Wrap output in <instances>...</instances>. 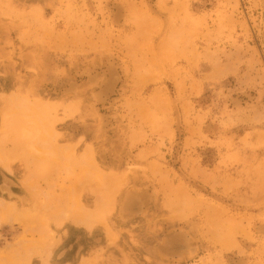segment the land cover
I'll return each instance as SVG.
<instances>
[{
  "label": "rangeland",
  "instance_id": "obj_1",
  "mask_svg": "<svg viewBox=\"0 0 264 264\" xmlns=\"http://www.w3.org/2000/svg\"><path fill=\"white\" fill-rule=\"evenodd\" d=\"M0 264H264V0H0Z\"/></svg>",
  "mask_w": 264,
  "mask_h": 264
},
{
  "label": "bare ground",
  "instance_id": "obj_2",
  "mask_svg": "<svg viewBox=\"0 0 264 264\" xmlns=\"http://www.w3.org/2000/svg\"><path fill=\"white\" fill-rule=\"evenodd\" d=\"M17 144V143H16ZM65 193H67V192H65ZM69 194L67 193V196H68ZM62 196H63V194H62ZM65 196V195H64ZM69 197H72V195H70ZM74 197V196H73ZM76 198V197H75ZM68 200V199H67ZM78 200V199H77ZM60 202V201H59ZM72 202V201H71ZM77 202V201H76ZM53 205V206H52ZM51 206L52 207H54L55 205L54 204H52ZM57 205V204H56ZM68 205V204H67ZM78 205H79V201H78ZM74 206H76V207H74L72 210H71V212L69 211V214H71L72 213V215H71V217L73 216L74 217V219L77 221V222H85V221H87V220H89L88 218H90L89 216L91 215V213H89V211L88 210H86V211H84V209H81V207H79V206H77V204L76 205H74ZM72 207V206H71ZM70 207V208H71ZM55 208V207H54ZM57 208V207H56ZM69 208V209H70ZM60 209H61V207H60ZM68 210V209H67ZM88 211V212H87ZM54 212V211H53ZM57 212H58V210L57 211H55L54 213H56L57 214ZM53 213V214H54ZM58 213H60V212H58ZM65 213V212H64ZM55 214V215H56ZM94 215V214H93ZM92 217V216H91ZM70 221H72V220H70ZM75 221V222H76Z\"/></svg>",
  "mask_w": 264,
  "mask_h": 264
}]
</instances>
